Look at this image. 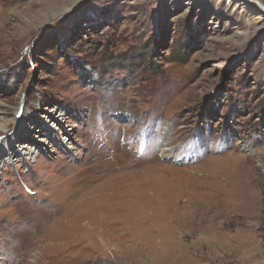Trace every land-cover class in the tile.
I'll list each match as a JSON object with an SVG mask.
<instances>
[{
	"label": "rangeland",
	"instance_id": "374dc122",
	"mask_svg": "<svg viewBox=\"0 0 264 264\" xmlns=\"http://www.w3.org/2000/svg\"><path fill=\"white\" fill-rule=\"evenodd\" d=\"M260 8L0 0V264H264Z\"/></svg>",
	"mask_w": 264,
	"mask_h": 264
},
{
	"label": "bare ground",
	"instance_id": "6f19581e",
	"mask_svg": "<svg viewBox=\"0 0 264 264\" xmlns=\"http://www.w3.org/2000/svg\"><path fill=\"white\" fill-rule=\"evenodd\" d=\"M247 1H249V2H251L255 7H257V9H261L260 7H263V9H264V0H247ZM48 118H49V116H48ZM0 130L2 131V132H4L5 130H6V127H5V125L4 124H0ZM41 141H43V140H41ZM37 144H35V145H33V147L31 146V147H28V145H25V144H20L18 147H19V149H21V151L23 152V154H25L26 156H31V155H33V153L35 152V149H37V147H39L38 145L36 146ZM160 147H161V150L160 151H162L163 153H164V155L165 154H167V149H165V147H164V143H162V142H160ZM250 151H252V150H250ZM9 157V156H8ZM98 157H103L102 155H100V156H98ZM109 157V155L106 157V158H108ZM116 157L117 156H115V157H112V159L110 160V161H112V164L110 165V166H112V169H111V171L113 172V170H115L116 169V167H117V164H118V160H116ZM95 158H97V157H95ZM103 159V158H102ZM115 160V161H114ZM95 169H93V171L91 172L92 174H94L95 173V171H94ZM138 170V169H137ZM144 170L143 169H141V170H139V171H137V174H139V173H141V172H143ZM121 174V173H120ZM125 174V173H124ZM135 174V173H134ZM136 174V175H137ZM127 175H130V172H129V174H127L126 173V176ZM132 175H133V173H132ZM136 175H134L133 176V181L134 180H136V178L134 179V177L136 176ZM112 179V178H111ZM90 182V181H89ZM130 182H131V180H130ZM146 182H143L142 184H145ZM148 183V182H147ZM149 183H150V185H151V182H150V180H149ZM139 186H141L140 184H138ZM137 185V186H138ZM147 185H149V184H147ZM149 185V186H150ZM153 185H155L156 186V184H154L153 183ZM130 186V185H129ZM133 190L131 191V192H134V189H136V186L134 185V187L132 188ZM46 223V222H45ZM44 223V224H45ZM43 224V225H44ZM42 225V226H43ZM104 229V228H103ZM32 236V235H31ZM34 236V235H33ZM33 236H32V238H33ZM42 235L40 234V235H38L36 238H35V240L36 239H38V238H40ZM118 237V236H117ZM119 238H121V237H119ZM76 240V239H75ZM62 241V240H61ZM65 242V241H64ZM69 245V244H68ZM72 245H74V244H72ZM90 245V244H89ZM71 248V247H70ZM65 250V249H64ZM70 260H68L70 263L69 264H72L73 263V260H71V259H73V257L71 256V254H70Z\"/></svg>",
	"mask_w": 264,
	"mask_h": 264
}]
</instances>
